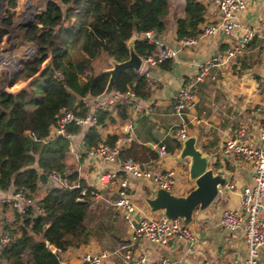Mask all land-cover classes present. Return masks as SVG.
<instances>
[{"label": "trees", "instance_id": "trees-1", "mask_svg": "<svg viewBox=\"0 0 264 264\" xmlns=\"http://www.w3.org/2000/svg\"><path fill=\"white\" fill-rule=\"evenodd\" d=\"M19 1L0 0L4 5L0 42L16 24ZM169 11V0H46L38 20L21 28L25 41L35 46L36 56L19 70L7 69L0 78V194L12 187L27 188L31 196L40 197V213L29 209L21 216L15 212L9 224L0 215V227L9 230L14 239L2 253L5 264H62L61 253L85 246L104 232L103 221L97 220L99 215L92 210L95 189L69 163V139H49L50 131L63 111L86 115L90 107L84 103L85 97L129 88L141 97L148 95V71L126 67L112 79L101 61L106 57L117 63L129 60V40L135 34L165 35ZM206 12L199 0H187L184 16L175 17L178 39L199 37ZM134 49L143 59L158 53L157 44L147 37L137 38ZM171 65L172 59L160 64L167 70ZM58 72L62 77L56 76ZM36 75H43V85L34 89ZM19 80L31 81L16 92L6 90ZM40 90L44 91L42 97L38 96ZM114 109L127 118L125 104L118 102ZM114 122L113 111L101 110L97 125L86 130L69 127L72 133L84 134L82 159L102 140L100 127ZM117 139L118 135H113L107 141L116 146ZM121 156L146 163L157 159L159 153L133 141ZM51 169L66 173L79 187L43 183L41 173L48 174Z\"/></svg>", "mask_w": 264, "mask_h": 264}, {"label": "crops", "instance_id": "crops-1", "mask_svg": "<svg viewBox=\"0 0 264 264\" xmlns=\"http://www.w3.org/2000/svg\"><path fill=\"white\" fill-rule=\"evenodd\" d=\"M199 1L207 8L205 21L201 24L203 29L206 25L218 21L220 11L213 0ZM186 2L187 0H169V30L161 37L177 52L176 57L172 59L171 68L167 70L160 65L142 61L141 70L148 71L150 78V89L148 95L144 97V105L151 106V113L140 115L139 112L127 108L128 116L122 118L113 107L109 111H113L116 122L100 127L99 131L102 139L106 140L109 136L118 135L116 146L122 150L133 141L155 150L160 145L167 147L166 155H159L157 159L146 163L152 169H174L175 187L167 192L150 181H133L131 194L137 204L136 217H151L162 212H173L182 218L196 236L194 244L180 237L174 238L168 245L154 243L144 238L136 245L137 251L148 253L152 259L169 257L174 264L189 262L246 264L247 246L244 231L241 228L229 229L222 226L221 216L224 209L240 206L239 191L245 186L254 185V167L247 161L227 154L224 146L226 140L243 126L247 128V139L253 144L259 143L260 117L256 107L263 100L259 83L264 74V0H246L247 7L237 15L239 26L232 34L217 32L211 36L201 35L197 43L191 46L183 45L176 33L175 17L184 16ZM27 8L29 9L27 11L34 12V9H31L32 4ZM18 10L19 7L16 8L17 16ZM246 29L256 31L248 45V51L226 60L216 80L207 77L200 84L194 97V104L184 118L174 115L175 95L184 82L197 72L201 63L217 56L229 45L237 44ZM144 36L145 34H135L129 40L130 57L137 56L134 43L137 38ZM13 48L12 37L8 32L0 42V63L3 61L10 66L9 70H19L22 66L13 65L15 64ZM33 49L35 50V47ZM34 55L36 56V52ZM28 62L30 61L25 64ZM101 65L111 72L112 79L116 77L120 63L106 57L101 61ZM2 74L0 73V78ZM30 81L19 80L7 91L18 90ZM19 83L23 85L15 89ZM111 93L112 90L108 89L97 98L90 97L91 103L102 101ZM184 123L187 124L188 139L194 138L196 147L208 157V170L217 179L218 187L212 202L207 205L196 202L188 211H183L181 206L188 205L191 195L202 189L197 179L191 177V158L182 155L184 143L179 140L176 130ZM83 135L81 132L77 136L76 143L85 152ZM179 143L182 144V148H178ZM70 162L76 166L79 176L98 191L92 210H96L99 215L97 220H102L105 226L100 237L93 238L87 245L70 248L61 253L62 264H79L83 253L113 250L119 243L129 239L130 232L122 210L114 205L118 198L117 187L114 185L106 187L99 181V175L103 173L104 168L93 162L88 155L80 163H76L72 156H69ZM228 184L235 185L237 190L228 189ZM13 192L14 187L9 192L1 193L0 200L3 201ZM0 215L6 224L12 223L15 219V211L7 202L0 204ZM260 215L264 218V195ZM113 263L114 258H111L105 264ZM261 264H264V247L261 250Z\"/></svg>", "mask_w": 264, "mask_h": 264}, {"label": "built area", "instance_id": "built-area-1", "mask_svg": "<svg viewBox=\"0 0 264 264\" xmlns=\"http://www.w3.org/2000/svg\"><path fill=\"white\" fill-rule=\"evenodd\" d=\"M219 7L220 16L216 23H211L203 28L202 36H211L217 32L227 35L232 34L239 26L237 15L247 7L246 0H213ZM4 16V5L0 2V22ZM254 29H246L243 37L237 44L226 47L217 56L201 63L197 72L189 77L177 91L174 99L173 114L184 118L187 111L194 104V97L200 84L210 77L216 80L219 71L226 60L245 54L248 45L255 36ZM200 35V36H201ZM199 36V37H200ZM144 37L149 38L158 46V53L141 61L151 65H160L167 59L176 57V50L167 45L161 36L153 32H147ZM199 37L182 38L183 45H195ZM141 70V67H140ZM62 77V73H56ZM149 76V75H148ZM260 90L263 100L257 105L256 111L260 117L258 126V144H253L247 139V128H238L225 142V152L251 163L254 167V185L245 186L239 191L241 197L240 206L226 208L221 216L222 226L229 229L241 228L244 231L247 246L246 264H261V250L264 247V218L261 217L262 198L264 195V74L261 77ZM9 86L6 87V90ZM118 102L143 114H150L151 106L144 105V97L139 96L132 88L126 91H113L102 101L91 103L90 96L84 98V103L90 107L86 115L78 114L79 111H63L57 124L51 128L49 139L63 136L69 139V156L76 163L82 160V148L76 143L77 136L82 132L72 133L69 127L72 125L86 130L97 125L98 113L101 110L109 111ZM132 129V125H130ZM176 133L179 140L183 142L188 138L187 124L178 126ZM121 147L112 146L106 139L100 140L96 145L86 151L88 157L104 168L99 175V181L106 187H117L118 198L114 205L122 210L124 220L128 226L129 239L118 244L113 250L103 249L100 251H88L81 255L79 264H105L114 258L113 264H174L169 257L152 259L148 253L137 251L136 245L144 238L154 243L168 245L174 238L186 239L189 243L196 242L193 231L184 223L180 217H171L166 212L157 216L136 217L137 204L131 194L133 181H150L160 189L171 191L176 184V173L174 169L159 170L152 169L147 163L135 160L132 157H122ZM160 156L167 154V147H157ZM47 184L51 187H79L78 183H72L66 173L59 169H51L47 174ZM228 189L236 191L235 185L228 184ZM98 191L95 189V195ZM39 196H31L29 189H15L12 195L7 196L0 204L7 202L16 213L23 216L32 209L35 214L40 213L38 202ZM13 235L4 227H0V264H5L2 253L6 247L13 243Z\"/></svg>", "mask_w": 264, "mask_h": 264}, {"label": "water", "instance_id": "water-1", "mask_svg": "<svg viewBox=\"0 0 264 264\" xmlns=\"http://www.w3.org/2000/svg\"><path fill=\"white\" fill-rule=\"evenodd\" d=\"M26 25L27 24H25L24 26ZM141 65H142V61L140 57L133 56L130 57L129 60L120 63L118 68L119 70L126 67H134L136 69H140ZM183 143L184 146L182 149V155L190 157L192 161L190 168L191 177L197 179L202 189L200 192H195L191 195V199L188 205L181 206V209L183 211L185 210L188 211L191 205L196 202H201L204 205H207L210 202H212V200L215 198L218 192V187H217V179L213 177L212 172L208 170L209 167L208 157L206 155H203L201 149L196 147L195 139L190 137L189 139L187 138L186 140H184ZM83 150L85 151V148H83ZM40 179L43 181V183H47V174L41 173ZM167 214L171 217H180L173 212L172 213L167 212Z\"/></svg>", "mask_w": 264, "mask_h": 264}, {"label": "rangeland", "instance_id": "rangeland-1", "mask_svg": "<svg viewBox=\"0 0 264 264\" xmlns=\"http://www.w3.org/2000/svg\"><path fill=\"white\" fill-rule=\"evenodd\" d=\"M45 3H46V0H40V1L39 0H31V1L30 0H22L19 3V6H18L19 10H18V16L16 18V24H15L14 28L9 30V33L12 37V46L15 48V52H14L15 53V64H13L15 67L23 66L25 64V62L31 61L35 57L34 53L36 52V49L35 50L33 49V47H35V46L33 44L25 41L23 30H21V28L24 27L25 24H28L30 22L38 20L39 12L42 10V8H44ZM31 4L33 7L31 9H34L33 13L27 11V10H29L27 8V6L31 5ZM32 51L34 52L33 54H32ZM8 68H10V66H8L7 64L3 63V61H1L0 73L6 72V70ZM48 71L46 73H48ZM35 79H36L35 84H34V86H32L34 89H35V87H37V85H43V83H42L43 75H41V76L36 75ZM21 85H23V84L19 83L18 86L15 87V89H17ZM25 86H26V84L24 86H22L21 88H23ZM20 89H18V90H20ZM18 90H13V92H16ZM43 95H44V91L40 90V92L38 93V96L42 97ZM70 163L72 164V162H70Z\"/></svg>", "mask_w": 264, "mask_h": 264}]
</instances>
